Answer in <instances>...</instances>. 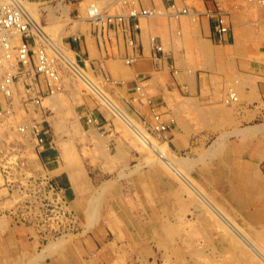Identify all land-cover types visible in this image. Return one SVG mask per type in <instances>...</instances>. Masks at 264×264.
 <instances>
[{
    "label": "rangeland",
    "instance_id": "374dc122",
    "mask_svg": "<svg viewBox=\"0 0 264 264\" xmlns=\"http://www.w3.org/2000/svg\"><path fill=\"white\" fill-rule=\"evenodd\" d=\"M110 1L25 0L51 39L79 37L70 44L74 50L79 41L92 44L86 20L75 33L79 9L84 19L90 4ZM152 2L161 11L171 3L187 8L185 17L152 20L163 28L178 19L191 23L188 28L182 22L175 39L183 62L200 73L198 94L169 90L166 75L155 74L147 83L159 88L151 91L143 82L139 97L129 83L133 72L118 58H101L95 48L88 58L85 51L78 55L84 60L79 66L124 121L144 131L153 113L168 121L164 132L146 133L157 144L165 142L167 147L159 146L163 155L264 255V8L246 0ZM207 9L226 13L230 22L225 40L212 39L217 54L206 49L211 60L204 59L198 32V22L206 29ZM98 68L116 85L99 81L92 73ZM121 70L126 75L113 73ZM63 83L35 105L16 87L11 112L0 120V211L43 236L41 253L27 263L264 264L86 82L66 75ZM228 91L237 98L231 103H225ZM156 97L158 107L152 105ZM90 116L99 119L97 126L86 121ZM32 124L41 147L28 129ZM18 126L26 127L23 134ZM50 187L64 194L59 209Z\"/></svg>",
    "mask_w": 264,
    "mask_h": 264
},
{
    "label": "built area",
    "instance_id": "2783aa9c",
    "mask_svg": "<svg viewBox=\"0 0 264 264\" xmlns=\"http://www.w3.org/2000/svg\"><path fill=\"white\" fill-rule=\"evenodd\" d=\"M246 1L264 8V0ZM167 9L169 11L165 12ZM166 10H157L151 0H111L103 6L90 4L85 16L88 35L101 58H118L123 64L130 66L141 54L139 18L167 15L177 19L188 14L186 7L176 9L173 3L168 5ZM205 14L211 21V37L218 42L226 39L230 29L226 13L207 9ZM63 39L61 38L60 42L51 39L30 17L22 0H0V119L10 114L11 98L16 87L20 86L23 99H30L35 105L39 103L42 95L61 90L64 76L77 78L74 67H80L79 62L83 63L84 60L77 59L79 53L70 44L76 43L79 37L71 34L69 41L64 42ZM147 41L155 67L158 68L161 61L171 73L176 72L174 66L162 57L164 51L159 39L156 36H148ZM99 70L100 68L92 72L99 77V81L116 85L106 73ZM143 80L138 78L134 81L133 90L139 93V97L143 96V86L140 85ZM226 95L235 101L233 92L230 91ZM86 121L94 126L98 124V120L92 116L87 117ZM166 128L167 124L160 119L159 114L153 113L146 131L160 134ZM25 129V126L17 127L18 132L22 134ZM28 129L35 143L41 147L43 142L36 125L32 124ZM49 191L57 195L59 209L60 189L50 187Z\"/></svg>",
    "mask_w": 264,
    "mask_h": 264
},
{
    "label": "crops",
    "instance_id": "0c3cea01",
    "mask_svg": "<svg viewBox=\"0 0 264 264\" xmlns=\"http://www.w3.org/2000/svg\"><path fill=\"white\" fill-rule=\"evenodd\" d=\"M152 1L153 0H151V3L153 4ZM143 4H145V2ZM79 10L80 19L79 21L77 20V25H74L75 21H72L75 33L78 29L81 30L85 23V18L83 19L81 15L82 12L84 13V11H82L81 9ZM182 22L184 21L181 19L172 22L169 21L167 26L163 28V26L159 25L157 21H153L152 17L139 18L138 26L140 28V32L138 37L140 40L141 54H139L138 58L133 64H131L130 66L126 65L129 68V71L133 72L134 74V79H131L129 81L130 85L134 83L135 77L142 78V80L144 79L141 83H147L152 79V75L160 74L161 76H163L164 74L166 75L168 82V87H166L169 90L175 89L178 93L185 92L188 95H195L201 91V80L198 77L200 73L196 70L192 71L187 67L188 64L186 62H183L182 57L185 55L184 49L180 46L178 48V45L180 43L175 39L176 36L178 37V35L181 33L180 30L183 25ZM184 23H186V26L188 28H192L191 23L189 24V22L187 21H185ZM198 24V32L200 34L199 43L202 47V54L204 56V59L211 60L210 58L213 57H209V54L205 53L207 49L210 54H217L215 51L217 49V45L212 44L213 38H211L210 31L211 21L209 19H206V29L202 26L201 22H198ZM152 32L154 33V36L159 39L160 43L163 46L164 54H162V57L174 66L176 72L171 73L170 70L164 67L163 62L161 61L160 66L159 63H157L159 67H155L156 64L154 61H152L149 54V46L147 41V37L149 36V34H152ZM89 39L92 41L90 37ZM91 43L92 44L86 46V43L81 44V42L79 41V43L75 45L76 52L79 54H83V52L85 51L87 58L89 55V50L92 53L93 48H95L96 52L98 53L94 42L92 41ZM112 64L113 63H111V65ZM113 73L117 76L119 74L126 75V72L124 70H121L120 73H115L113 71ZM146 83L144 84L145 88L151 91L152 88H159L158 84L155 86L153 83ZM158 97L153 99L154 102L152 105L155 107H158V103L161 101ZM165 104L167 105L166 102ZM96 119L99 122V119ZM164 121L168 125V121L166 119ZM46 154L49 153L47 152ZM58 195L60 196V194ZM63 195L61 197H64ZM1 202H4V200ZM15 222L16 220H14L12 213L7 211H0V264H26L30 257L34 258L39 254L40 250H42V248H38V246L40 244V239H42L43 236L38 235L32 227L25 226L24 224L19 225ZM59 242L60 241H58V243Z\"/></svg>",
    "mask_w": 264,
    "mask_h": 264
},
{
    "label": "bare ground",
    "instance_id": "6f19581e",
    "mask_svg": "<svg viewBox=\"0 0 264 264\" xmlns=\"http://www.w3.org/2000/svg\"><path fill=\"white\" fill-rule=\"evenodd\" d=\"M22 4L24 5V8L26 9V11L29 13L30 17L32 18V15L29 11V7L26 6V2L25 0H22ZM32 8V6H31ZM33 19V18H32ZM34 22H36L34 19H33ZM37 23V22H36ZM76 23V22H75ZM38 24V23H37ZM40 26V24H38ZM43 30L44 28L42 26H40ZM73 30V29H72ZM66 35V34H65ZM55 41V40H54ZM56 42V41H55ZM76 70H74L76 72V75H77V79H79L80 81H82L83 83L86 82L89 87L91 88V90L93 91V93H95L99 98L100 100L105 103L106 107L109 108L113 113H115V115L119 118H121L122 120L125 119L126 117L118 110V108L115 106V104L110 100L108 99L105 94L103 93V91L101 90V87L99 85V87L97 85H95V83L87 77L85 71L83 69H81L80 67L76 66L74 67ZM86 83H84L86 85ZM87 85V86H88ZM55 92V91H54ZM53 94V93H52ZM50 94V95H52ZM235 96V100L237 99L236 98V95L234 94ZM233 102L232 99L230 100L229 98H227L225 100V103H231ZM4 119V118H2ZM1 120V119H0ZM124 121V120H123ZM127 126L132 130V132L134 133V135L137 137V139L140 141V143L144 144L145 146H147L146 148H148L149 152L152 153L153 155L157 156L161 162V164L165 167H167L173 174H175L177 176V178L179 179H182V182L184 181L185 184L187 186H189L192 191L199 197L203 198V202L204 204H206L209 208L211 209L214 213H215V216L217 215L219 218H221L223 220V222L225 223V226L232 230V232H235V234L239 235L242 239H243V242L256 254L258 255L262 260H264V255L260 252V250L255 246L253 245V243L251 241H249L244 235H242V233L239 232V230L235 227V225L233 223H231V221L229 219H227L220 211L217 207H215V205H213L209 199H207L199 190H197L195 187L189 180L188 178L176 167V165H174V163L168 158L166 157L165 155H163V153L161 152L160 150V147L163 146H166L165 142L164 143H161V144H157V142L151 138L149 136L148 133H146V131H144V129L140 128L138 123L136 122V124H134L130 119H126L124 121ZM155 141V142H153ZM167 147V146H166ZM72 183L74 185V181L72 179ZM194 194V195H195ZM203 204V205H204ZM214 213H212L214 215ZM222 227L224 226V224H221ZM227 230L226 228H223L222 230ZM221 231V230H220ZM227 232V231H226ZM231 232V231H230ZM231 232V233H232ZM229 233V232H228ZM230 233V234H231ZM239 238V237H238ZM233 240V239H232ZM240 240V238H239ZM240 242V241H239ZM243 242H240V243H243ZM232 245V244H231ZM244 245V244H243ZM245 245V246H246ZM246 246V247H247ZM258 247L259 244H257ZM264 249V248H263ZM240 250V249H239ZM262 251V250H261ZM264 252V251H263ZM250 254V253H249Z\"/></svg>",
    "mask_w": 264,
    "mask_h": 264
}]
</instances>
